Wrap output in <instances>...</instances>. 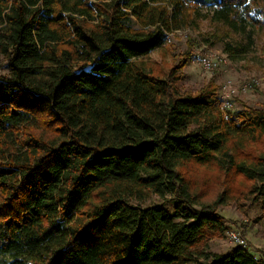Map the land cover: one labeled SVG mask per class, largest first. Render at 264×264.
I'll return each instance as SVG.
<instances>
[{"label":"trees","instance_id":"obj_1","mask_svg":"<svg viewBox=\"0 0 264 264\" xmlns=\"http://www.w3.org/2000/svg\"><path fill=\"white\" fill-rule=\"evenodd\" d=\"M203 10L229 58L251 55L264 0H0V264H264L199 263L227 196L181 171L215 166L264 204V109L181 92L194 40L164 76L139 59Z\"/></svg>","mask_w":264,"mask_h":264},{"label":"rangeland","instance_id":"obj_2","mask_svg":"<svg viewBox=\"0 0 264 264\" xmlns=\"http://www.w3.org/2000/svg\"><path fill=\"white\" fill-rule=\"evenodd\" d=\"M200 14L202 16L190 18L186 25L181 24L179 28L173 29L162 48L139 59L155 73L164 76L179 63L194 40L197 43L191 50L194 58L179 72L177 87L181 92H196L212 82L218 105L221 89L224 84H228L232 103L228 111H239L243 108L264 109V31H254V46L249 57L231 59L224 53L223 45L217 38L222 37L219 27L209 22L205 10ZM227 39L224 38L225 41ZM205 57L217 62L219 67L206 71L201 64ZM6 73L0 61V75ZM253 81L256 83L250 89L242 91L244 85ZM181 171L190 180L192 189L202 195L203 201L212 202L223 193L227 196L226 205L217 209V214L223 219L225 231L209 241L199 263L225 255L236 248L229 236L234 230L241 233L249 252L257 258H264V204L261 200L252 202L243 198L247 190L246 184H240L238 177L234 175L232 178V174L219 171L215 166L206 168L188 164ZM157 202L154 198L149 204Z\"/></svg>","mask_w":264,"mask_h":264},{"label":"built area","instance_id":"obj_3","mask_svg":"<svg viewBox=\"0 0 264 264\" xmlns=\"http://www.w3.org/2000/svg\"><path fill=\"white\" fill-rule=\"evenodd\" d=\"M201 64L206 71H213L219 67V64L217 62L206 57L201 60ZM255 83L256 81H253L244 85L242 87V91H246L247 89H250ZM230 95H231V91H229V85L224 84L221 89V95L219 96V100L217 101L219 102L218 107L221 109L222 112L231 109L232 103L230 101ZM229 236L231 241L235 243L237 247L247 250L246 241L239 231L237 230L231 231Z\"/></svg>","mask_w":264,"mask_h":264}]
</instances>
